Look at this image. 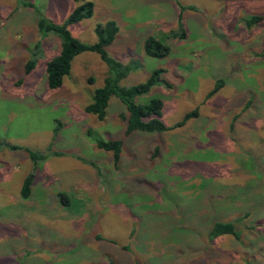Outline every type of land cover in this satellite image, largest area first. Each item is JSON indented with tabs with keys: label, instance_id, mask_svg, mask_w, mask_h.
Listing matches in <instances>:
<instances>
[{
	"label": "rangeland",
	"instance_id": "374dc122",
	"mask_svg": "<svg viewBox=\"0 0 264 264\" xmlns=\"http://www.w3.org/2000/svg\"><path fill=\"white\" fill-rule=\"evenodd\" d=\"M29 1L63 24L83 0ZM90 1L71 33L93 44L95 27L116 20L109 53L133 67L121 85L164 69L136 100L162 98L168 129L126 135L117 96L104 119L86 111L108 73L96 52L50 88L61 39L38 31L34 9L0 0V140L23 147L0 149V264H264V0ZM252 15L262 19L249 26ZM149 35L167 57L145 52ZM95 137L124 139L118 163ZM26 148L49 156L35 164ZM215 221L237 234L211 240Z\"/></svg>",
	"mask_w": 264,
	"mask_h": 264
},
{
	"label": "trees",
	"instance_id": "16d2710c",
	"mask_svg": "<svg viewBox=\"0 0 264 264\" xmlns=\"http://www.w3.org/2000/svg\"><path fill=\"white\" fill-rule=\"evenodd\" d=\"M19 4L25 7L34 9L37 15L38 31L42 35L58 36L61 41L60 52L52 57L47 62V83L52 89L60 88L64 83V78L67 76L72 68L73 60L75 57L86 51H93L100 55L103 62L108 66V73L101 87L95 89L92 101L86 106L88 113L96 115L99 119H104L107 115V108L112 96H117L124 103V112L122 118L125 121V134L130 135L135 131H143L149 133L164 132L168 129L167 125L162 119L164 102L160 97H151L146 102H138L137 96L146 94L152 88L163 82L161 76L164 69L156 68L152 70L149 77L142 83L125 88L121 82L129 76L133 67L126 65V63L117 59L109 53V47L114 43L117 35L119 34L120 27L116 20H108L104 23H99L95 27L97 41L93 44L86 43L75 37L69 25L78 23L83 19L89 18L93 14L94 2L90 0H83L70 14L67 21L63 24L54 22L46 17L43 10L35 3L29 0H18ZM260 15H252L247 20V24L252 26L261 20ZM181 36L184 35L183 31H178ZM178 32H172V36H176ZM40 46L37 43L35 49ZM145 52L155 58H165L170 52V46L164 41L160 40L154 35H149L144 43ZM36 63V59H30L26 64L27 72H30ZM223 81H218L214 91L222 86ZM196 115V112L188 113L182 123L186 122L189 118ZM95 142L99 148L110 151L116 163L120 161L121 154L124 147V139L114 138L105 139L95 137ZM8 147L12 150H18L23 147L3 142L0 140V149ZM30 159L35 163L43 162L48 158V153L37 151L31 148H26ZM53 155H60L58 151H53ZM34 182V174L30 173L24 179L21 189L23 198H30L32 194V186ZM62 202L67 203V194L60 193ZM65 200V201H64ZM223 234H237L233 222L215 221L211 230L209 231V238L216 239Z\"/></svg>",
	"mask_w": 264,
	"mask_h": 264
}]
</instances>
